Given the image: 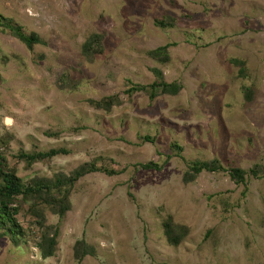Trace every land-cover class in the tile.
<instances>
[{"label": "rangeland", "instance_id": "rangeland-1", "mask_svg": "<svg viewBox=\"0 0 264 264\" xmlns=\"http://www.w3.org/2000/svg\"><path fill=\"white\" fill-rule=\"evenodd\" d=\"M0 15L41 41L29 49L0 25L8 167L23 183L86 164L116 172L78 179L61 218L18 197L24 236L0 238V264H264V0H0ZM166 45L168 61L148 55ZM153 70L180 91L150 99ZM50 149L67 154L18 159ZM212 160L245 184L226 172L184 181L190 163ZM168 221L183 228L176 246ZM76 246L89 253L79 262Z\"/></svg>", "mask_w": 264, "mask_h": 264}, {"label": "trees", "instance_id": "trees-1", "mask_svg": "<svg viewBox=\"0 0 264 264\" xmlns=\"http://www.w3.org/2000/svg\"><path fill=\"white\" fill-rule=\"evenodd\" d=\"M4 17L0 15V21H4ZM173 19H168V23H163L162 21H156V25L159 27H170L172 26ZM0 25L8 30L12 36L20 41L24 46L31 49L34 44L40 43V39L36 35H25L21 31V28L12 23L11 20L5 21L4 23L0 22ZM168 46L158 47L154 50L149 51L148 55L158 60L159 62L168 61L167 55ZM235 64H238V61H232ZM157 81L152 83L148 88L151 90L150 99H153L156 96L155 89H159L160 94H167L174 96L176 95L181 87L176 83H166L162 80L160 71L153 70ZM141 90L145 87H140ZM113 97H108L106 102L110 103L113 101ZM100 106V104L98 105ZM110 106V104L106 105ZM144 142H148L149 138L144 137ZM4 150L2 136L0 135V238L2 236H8L13 242H16L24 236L23 228L17 223L16 216L19 212V208L16 205L17 198L20 197L23 200L31 201L38 200L39 202L44 203L49 206L54 214L59 218L63 217L64 214L69 210L68 195L69 191L72 188L73 184L83 176L100 172L104 173L107 176L115 175L116 172L113 170H107L103 168H97L93 164H86L76 168L69 176H59L56 177L54 181H49L47 179H33L28 183H23L19 177L16 176L14 170L10 169L6 163V159L1 155V152ZM67 151L64 149H50L45 152H35V153H20L18 159L24 161L26 164L30 165L35 162H42L45 160L52 159L59 155H65ZM143 170H155L159 171L161 166L153 163L147 162L144 164L138 165ZM201 172L208 173H217V172H226L229 178L235 184H245L246 172L238 168H228L225 169L218 160L212 161H194L189 164L188 170L185 173L184 181L195 178ZM249 173L256 177L257 172L255 169L249 170ZM188 176V179L187 177ZM60 194V198L56 200L53 198L54 194ZM46 196L49 199H45ZM40 220H43L42 215L38 216ZM164 235L167 239V242L171 245H178L181 240L180 237H176L174 231L183 230L179 226H175L171 223L166 222L163 225ZM56 236L57 232L49 233L42 236L39 243V251L41 258L46 259L53 255L54 247L56 245ZM75 258L79 262L85 255L89 253L82 249L81 247L76 246Z\"/></svg>", "mask_w": 264, "mask_h": 264}, {"label": "bare ground", "instance_id": "bare-ground-1", "mask_svg": "<svg viewBox=\"0 0 264 264\" xmlns=\"http://www.w3.org/2000/svg\"><path fill=\"white\" fill-rule=\"evenodd\" d=\"M7 122H9V120H7Z\"/></svg>", "mask_w": 264, "mask_h": 264}]
</instances>
